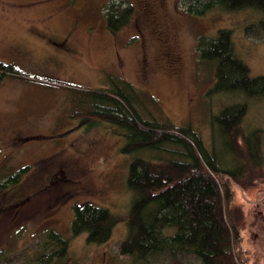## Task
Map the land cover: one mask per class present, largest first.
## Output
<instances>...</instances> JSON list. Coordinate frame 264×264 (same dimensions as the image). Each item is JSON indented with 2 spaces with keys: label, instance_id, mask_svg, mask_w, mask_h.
Returning a JSON list of instances; mask_svg holds the SVG:
<instances>
[{
  "label": "rangeland",
  "instance_id": "374dc122",
  "mask_svg": "<svg viewBox=\"0 0 264 264\" xmlns=\"http://www.w3.org/2000/svg\"><path fill=\"white\" fill-rule=\"evenodd\" d=\"M118 1L0 0V61L20 72L0 81V179L29 166L18 183L0 190V264H54L59 248L48 238L52 230L69 241L70 264H198L193 255H155L138 263L119 255L132 201L130 163L169 156L176 147L166 145L171 151L160 153L124 151L126 132L87 113L88 91L127 80L144 117L190 125L209 151L223 155L226 167L233 159L223 152L213 115L247 102L241 126L263 131L264 158V96L215 93L214 67L200 59L197 48L200 36L231 29L235 53L250 75H264V39L256 31L246 34L247 26L264 21V11L213 7L200 15L188 13L184 0H126L134 16L113 33L105 7ZM68 33L70 55L55 56L48 65L43 39ZM236 193L250 262L264 264V180ZM84 202L117 216L108 242L89 244L85 233H72L73 206Z\"/></svg>",
  "mask_w": 264,
  "mask_h": 264
},
{
  "label": "trees",
  "instance_id": "16d2710c",
  "mask_svg": "<svg viewBox=\"0 0 264 264\" xmlns=\"http://www.w3.org/2000/svg\"><path fill=\"white\" fill-rule=\"evenodd\" d=\"M187 12L204 15L213 7L228 12L243 9L264 11V0H184ZM107 28L119 32L134 16L133 4L126 0L107 5ZM258 32L264 39V21L246 27V34ZM200 59L214 67L215 93H241L248 98L264 96V75L251 76L248 65L237 56L231 29L220 28L213 36H200ZM14 64L0 61V81L20 77ZM88 91L93 117L118 125L126 132L124 151H171L169 156L137 157L130 163L127 186L132 201L125 217L127 234L117 248L119 255L134 263L155 255H193L198 264H251L244 245V215L237 203V188L245 190L264 180L261 150L263 131L247 132L242 120L247 102H237L213 115L218 126L225 158L209 151L201 135L190 125H175L144 117L137 109L131 84ZM128 88V89H127ZM132 92V93H131ZM29 170L24 166L4 182L0 190L18 183ZM71 231L86 234L89 244H104L113 234L117 216L91 202L74 204ZM48 238L58 246L54 264H70L69 241L55 230Z\"/></svg>",
  "mask_w": 264,
  "mask_h": 264
},
{
  "label": "flooded vegetation",
  "instance_id": "af4514ba",
  "mask_svg": "<svg viewBox=\"0 0 264 264\" xmlns=\"http://www.w3.org/2000/svg\"><path fill=\"white\" fill-rule=\"evenodd\" d=\"M144 9L145 11L149 12L150 9V2L145 1L144 3ZM43 48H46L49 53V57L47 60L48 65L54 64V61H56L55 56H68L70 55V42L72 40V34L68 33L60 38H52L50 36H47V38L43 39ZM50 43V44H48ZM51 45H54L53 47ZM52 62V63H51ZM65 171H61V175L65 178Z\"/></svg>",
  "mask_w": 264,
  "mask_h": 264
}]
</instances>
